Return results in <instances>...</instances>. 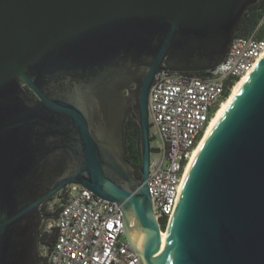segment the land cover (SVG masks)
Wrapping results in <instances>:
<instances>
[{"label": "water", "instance_id": "95a60500", "mask_svg": "<svg viewBox=\"0 0 264 264\" xmlns=\"http://www.w3.org/2000/svg\"><path fill=\"white\" fill-rule=\"evenodd\" d=\"M257 1L0 0V264L40 263V206L70 184L119 205L142 264H264V52L152 242L161 227L146 184L155 74L215 68ZM129 106L140 177L125 158Z\"/></svg>", "mask_w": 264, "mask_h": 264}, {"label": "built area", "instance_id": "2783aa9c", "mask_svg": "<svg viewBox=\"0 0 264 264\" xmlns=\"http://www.w3.org/2000/svg\"><path fill=\"white\" fill-rule=\"evenodd\" d=\"M263 52L264 37L258 39L253 31L234 36L224 60L203 75L167 70L155 74L148 93V113L160 145L150 146L146 184L160 227L161 221L165 227L173 214L185 170L224 91L232 82L231 91ZM58 201L54 243L45 264H142L124 237L117 203L80 184L64 187Z\"/></svg>", "mask_w": 264, "mask_h": 264}, {"label": "trees", "instance_id": "16d2710c", "mask_svg": "<svg viewBox=\"0 0 264 264\" xmlns=\"http://www.w3.org/2000/svg\"><path fill=\"white\" fill-rule=\"evenodd\" d=\"M256 31V37L261 39L264 37V0H258L255 4L251 5L243 14L235 36H247L251 32ZM192 75H203V72H189ZM227 88L221 100H224L230 93V87ZM123 140L125 145V158L134 167L135 174L140 177L139 168L141 165V149H140V128L136 120L135 113L130 108L126 111L124 124H123ZM59 194H57L58 196ZM53 198L47 200L40 206V212L43 216V224L40 228L38 246H44L47 248L46 254H48L54 243L55 238V227L54 225L47 230L45 228V222L50 220H56L58 214V208L54 211L47 209V204ZM164 221H161V227L163 229ZM46 254H40V263H46Z\"/></svg>", "mask_w": 264, "mask_h": 264}, {"label": "bare ground", "instance_id": "6f19581e", "mask_svg": "<svg viewBox=\"0 0 264 264\" xmlns=\"http://www.w3.org/2000/svg\"><path fill=\"white\" fill-rule=\"evenodd\" d=\"M250 72V71H249ZM248 72V73H249ZM248 73L246 75H244L240 80H238L236 82V84L234 85V87L232 88V90L230 91L229 95L221 101L215 115L213 116L209 126L207 127L205 133H204V136L203 138L201 139L200 143L198 144L197 148L195 149L194 151V154L195 152L197 151L198 147L200 146V144L202 143L203 139L205 138V136L207 135L208 131L210 130V128L212 127L213 123L215 122V120L217 119V117L219 116L220 112L222 111V109L224 108V106L227 104V102L230 100V98L233 96V94L235 93V91L238 89V87L240 86V84L243 82V80L245 79V77L248 75ZM193 154V155H194ZM193 158V156H192ZM192 158L185 170V173H184V176H183V179H182V182L184 180V177H185V174L190 166V163L192 161ZM181 182V184H182ZM132 220V218H131ZM133 223H131V226H132ZM162 229V228H161ZM161 229H158L157 227H153L152 230H151V234H150V237H149V241L152 242L158 238H160L163 234H164V230H161ZM150 264H159V259H158V255H155L154 259L150 262Z\"/></svg>", "mask_w": 264, "mask_h": 264}, {"label": "rangeland", "instance_id": "374dc122", "mask_svg": "<svg viewBox=\"0 0 264 264\" xmlns=\"http://www.w3.org/2000/svg\"><path fill=\"white\" fill-rule=\"evenodd\" d=\"M151 119L149 118V123H150ZM149 137H150V146L151 147H156L158 145H160V138L159 136L157 135L156 133V129L150 124V127H149ZM153 158L155 157V155L153 154L152 156ZM58 197L59 195L57 196H54L53 199L51 201L48 202L47 204V209L50 210V211H54L58 204H59V201H58ZM54 220H50V221H46L45 222V228H47L49 225H54ZM163 230V229H161ZM39 248V253L40 254H46L47 252V248L44 247V246H38Z\"/></svg>", "mask_w": 264, "mask_h": 264}, {"label": "flooded vegetation", "instance_id": "af4514ba", "mask_svg": "<svg viewBox=\"0 0 264 264\" xmlns=\"http://www.w3.org/2000/svg\"><path fill=\"white\" fill-rule=\"evenodd\" d=\"M30 94H32V93H30ZM130 108L132 109V107H131V106H129V107L127 108V110H126V111H128ZM60 192H61V191H60ZM60 192H59V193H60ZM59 193H58V194H59Z\"/></svg>", "mask_w": 264, "mask_h": 264}]
</instances>
